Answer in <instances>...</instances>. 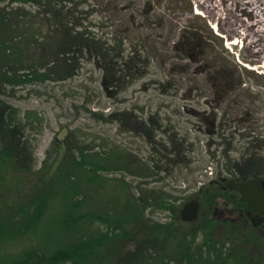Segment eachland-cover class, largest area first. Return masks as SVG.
<instances>
[{"label": "rangeland", "instance_id": "rangeland-1", "mask_svg": "<svg viewBox=\"0 0 264 264\" xmlns=\"http://www.w3.org/2000/svg\"><path fill=\"white\" fill-rule=\"evenodd\" d=\"M0 1L13 2V10L36 12L27 0ZM73 1L63 5H72L89 34L109 50L117 48L120 57L110 55L112 61L105 62L83 58L73 76L17 87L10 99H3L26 123L19 135L33 149L34 172L50 157L45 177L62 171L57 177L62 186L30 239L0 246V264H14L25 249L48 258L69 243L72 234L62 221L65 194L71 195L72 187L77 192L68 202L77 196L83 201L81 212L94 215L115 210L111 218L133 234L131 242L108 247L103 264H121L117 259L126 251L143 248L148 239L141 226L157 222L158 227L171 226L150 236L161 240L154 252L171 259L174 250L165 252L162 240L168 230L172 240L184 232L172 222L183 205L197 199L210 181H219L221 189L251 178V171L242 168L247 154L264 157V64L250 57L239 39L231 45L235 36L227 26L219 28L189 0ZM116 67L121 74L117 81L110 71ZM260 145V150L254 148ZM78 148H86L90 164L70 170ZM93 164L109 170L98 172L101 180L91 183L88 169ZM75 173L79 177L72 180ZM160 190L171 197L175 210L144 211L143 200ZM137 199L142 206L134 218L123 206ZM242 209L236 194L224 191L187 226L206 218L249 223L238 221ZM251 224L264 248V221ZM98 226L89 227L90 234ZM82 229L86 234L87 226ZM215 233L221 237L220 225ZM247 247L248 261L264 258L254 242Z\"/></svg>", "mask_w": 264, "mask_h": 264}, {"label": "trees", "instance_id": "trees-1", "mask_svg": "<svg viewBox=\"0 0 264 264\" xmlns=\"http://www.w3.org/2000/svg\"><path fill=\"white\" fill-rule=\"evenodd\" d=\"M27 1L36 10L34 14L29 12L32 17L18 8L13 10L10 7L13 2L6 5L0 3V246L30 239L41 224L55 196L57 186L59 185V190L62 186L57 180L62 171L53 175L56 177L51 175L45 177V169L50 157H47L42 170L34 172L33 149L27 142L23 143L19 135L26 123L22 124L21 119L17 118V110L12 108L11 101L6 103L3 99L9 98L17 87L43 84L73 76L83 58H98L105 62L113 59L109 58L110 55L117 60L121 53L117 48L111 51L98 42L94 35L89 34L82 20L76 17V9L72 5L70 7L63 5L67 2L72 4L73 0ZM107 63L103 66V71L107 70ZM112 70L115 75L114 80L117 81L121 74L117 67L110 69ZM258 147L259 150L262 148L261 145L254 148ZM85 151L86 148L77 149V155L73 156L72 162L68 165L71 166L70 170L79 171L90 164L85 161L87 159L83 153ZM263 158L257 153L247 154L248 161L244 171H251V178L264 177V164L261 162ZM90 166L91 168L88 169L90 182L98 181V172L109 170L107 167L95 164ZM73 177L72 180H75L79 175L75 173ZM70 191L72 195L77 189L72 187ZM150 193L151 195L143 200L144 206L141 205L140 199H137V202L127 203L123 207L129 214H135L134 218L139 211L138 205H141L144 211L145 209H151L152 212L172 211L174 205L169 201L171 197L164 191ZM223 193L224 191L215 183L203 187L200 197L197 198L201 203L200 212L202 213L206 205H213V200ZM71 195L65 194V199L70 198ZM67 199V203L64 201L66 205L62 222L65 229L70 230L72 234L69 243L48 258L33 250L25 249L14 264H103L107 259L108 247L131 242L133 234L119 225L117 219L111 218L117 211H107L104 215L81 212L82 200L77 196L74 201L68 202ZM172 222L179 228H184L182 229L184 232L177 240L175 238L172 240L171 232L168 230L167 237L162 240L165 252L174 250L171 259L167 260L166 254L159 256L154 252L156 243L161 240H150V236L163 232L162 230L165 231L171 226L168 224L165 228V225L160 224L158 227L157 222L158 224L145 223L141 226L148 239L142 244L143 248L126 251L117 260H121V264H157V262L158 264H263L264 262V258L252 261L247 259V246L251 242H254L258 249L261 248L262 252L264 251L261 241L255 236L256 227L251 222L221 223L206 218L198 225L189 227L187 225L192 224L182 222L178 217ZM95 223L99 226L90 234L89 227L94 226ZM218 225L222 233L219 238L215 233ZM82 226H87L86 234ZM100 227L104 230H100ZM171 242H175L173 247L169 246ZM239 243L244 247L237 246ZM117 250L112 251L117 252Z\"/></svg>", "mask_w": 264, "mask_h": 264}, {"label": "bare ground", "instance_id": "bare-ground-1", "mask_svg": "<svg viewBox=\"0 0 264 264\" xmlns=\"http://www.w3.org/2000/svg\"><path fill=\"white\" fill-rule=\"evenodd\" d=\"M190 1L197 11L202 10L203 16L215 22L219 28L227 26V33L235 36V43L231 45L239 39L250 57L264 64V0ZM197 11L195 13L200 15ZM241 15L248 16L250 21H245Z\"/></svg>", "mask_w": 264, "mask_h": 264}, {"label": "water", "instance_id": "water-1", "mask_svg": "<svg viewBox=\"0 0 264 264\" xmlns=\"http://www.w3.org/2000/svg\"><path fill=\"white\" fill-rule=\"evenodd\" d=\"M228 190L241 194L245 199L246 207L254 214L264 216V181L253 179L246 182L226 184ZM199 203L192 200L183 205L179 219L185 223L194 222L199 215Z\"/></svg>", "mask_w": 264, "mask_h": 264}, {"label": "flooded vegetation", "instance_id": "flooded-vegetation-1", "mask_svg": "<svg viewBox=\"0 0 264 264\" xmlns=\"http://www.w3.org/2000/svg\"><path fill=\"white\" fill-rule=\"evenodd\" d=\"M246 157V156H245ZM245 167V166H244ZM243 166H242V168H244ZM243 180H240V181H238V182H233L234 184H236V183H240V182H246V181H249V180H252L253 178H249V179H244V178H242ZM261 181H264V177L263 178H261L260 179ZM218 182L219 181H210V184H212V183H215V184H218ZM223 191H231V192H233L234 194H236V197L237 198H239V200L241 201V202H243L244 203V209H242V210H240V212H239V220L238 221H240V220H242V219H244V221L245 222H252L253 224H255V223H259L260 221H264V216H260V215H257V214H254V213H252L247 207H246V204H245V199H244V197L241 195V194H239L238 192H235V191H232V190H228L227 188H226V184L221 188ZM202 191V190H201ZM200 191V192H201ZM195 200H197L198 201V199H195ZM215 200H216V198H215ZM198 203H199V212H200V210H201V203L198 201ZM199 216V215H198Z\"/></svg>", "mask_w": 264, "mask_h": 264}]
</instances>
